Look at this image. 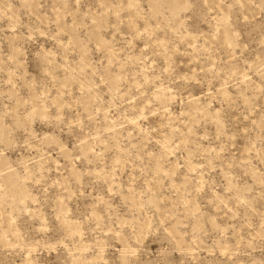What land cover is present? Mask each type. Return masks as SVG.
<instances>
[{"label":"rangeland","instance_id":"obj_1","mask_svg":"<svg viewBox=\"0 0 264 264\" xmlns=\"http://www.w3.org/2000/svg\"><path fill=\"white\" fill-rule=\"evenodd\" d=\"M0 264H264V0H0Z\"/></svg>","mask_w":264,"mask_h":264}]
</instances>
